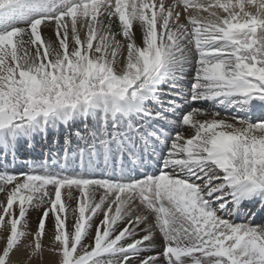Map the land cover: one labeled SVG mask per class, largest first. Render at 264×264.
Masks as SVG:
<instances>
[{"label":"snow or ice","instance_id":"obj_1","mask_svg":"<svg viewBox=\"0 0 264 264\" xmlns=\"http://www.w3.org/2000/svg\"><path fill=\"white\" fill-rule=\"evenodd\" d=\"M0 195V264H264V0H0Z\"/></svg>","mask_w":264,"mask_h":264},{"label":"rangeland","instance_id":"obj_2","mask_svg":"<svg viewBox=\"0 0 264 264\" xmlns=\"http://www.w3.org/2000/svg\"><path fill=\"white\" fill-rule=\"evenodd\" d=\"M43 37H44V39L46 41L47 40H50V39H55V37L53 36V29L52 28H45L44 31H43ZM81 127H83V125H81ZM0 196H1L0 197V200H2L3 199V196L2 195H0ZM258 219L259 218H257L256 222H254V223L259 224V223L264 222V219H262L260 221ZM35 225H36V219H35V221L32 222V228L33 229H35V227H36ZM50 234L51 233H49V235ZM29 239H31V238H29ZM43 244L45 246L48 245V239L47 238H45L43 240ZM57 255H58L57 253L49 252L48 250L45 249L43 251L42 256H40V257H33L32 260H31V262H30V264H48V263L52 264L56 260ZM14 259H15V257H14Z\"/></svg>","mask_w":264,"mask_h":264},{"label":"bare ground","instance_id":"obj_3","mask_svg":"<svg viewBox=\"0 0 264 264\" xmlns=\"http://www.w3.org/2000/svg\"><path fill=\"white\" fill-rule=\"evenodd\" d=\"M0 197H1V196H0ZM37 215H38V214L35 213V212L32 213V222L35 221ZM258 218H259V219H258L259 221L262 220V219H264V218H260V217H258ZM256 220H257V219H256ZM256 220H255L254 222H256ZM33 226H34V225H33ZM35 226H36V225H35ZM50 235H51V234H50ZM46 243H47V242H46ZM50 257H51V256H50ZM48 264H50V263H48ZM52 264H53V263H52Z\"/></svg>","mask_w":264,"mask_h":264}]
</instances>
